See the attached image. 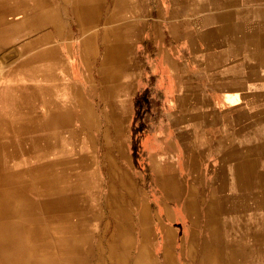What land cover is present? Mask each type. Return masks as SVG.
<instances>
[{"label":"bare ground","instance_id":"1","mask_svg":"<svg viewBox=\"0 0 264 264\" xmlns=\"http://www.w3.org/2000/svg\"><path fill=\"white\" fill-rule=\"evenodd\" d=\"M170 2L169 34L199 58L191 70L170 58L178 140L151 158V191L117 100L141 23L128 1L0 0V264H264V0ZM77 36L75 81L65 52ZM98 40L100 111L82 90L95 91Z\"/></svg>","mask_w":264,"mask_h":264},{"label":"rangeland","instance_id":"2","mask_svg":"<svg viewBox=\"0 0 264 264\" xmlns=\"http://www.w3.org/2000/svg\"><path fill=\"white\" fill-rule=\"evenodd\" d=\"M127 1L129 4L128 7L131 8L128 10V17L131 20L129 23H141L138 34L139 36L135 37L136 40L130 42V44H133V55H128L127 61L129 65L127 75H129L131 79L130 81L132 86L128 92L120 95L117 100L118 103L121 101L120 103L124 104V106L128 108L126 124L130 129V135L128 144L126 145L127 147H125V152L126 154L129 153L131 165L135 170L134 177L141 179L138 180L141 181V184L143 177H146V187L152 191V183L150 180L151 158L156 152L166 149V146L169 145V143L176 144L178 140L175 136V131L177 132L175 123L177 119L175 113V97H177L181 92V86L177 85L175 73L172 72L173 63L177 61V64L181 65V63L186 62L188 66H191H189V70H191L196 66V60L199 56L195 55L193 58V53H191L190 50L184 49L185 46L182 42L183 39L180 42H174L169 34L165 25V20L168 18L171 0ZM112 6V0H105L104 9L106 12L107 10L109 11ZM160 11L162 13H160ZM160 22L163 23V31L160 33L161 39L157 33L153 34V24H158ZM67 27L70 31H72V27L69 24ZM95 47L97 53V63H99L98 60L101 61L100 59L104 51L98 43L97 45L95 44ZM170 58L174 61L171 65ZM97 69L98 68L94 67L91 69V74L87 73V76L94 82L95 91H91L88 85L85 84H82V90L86 98L90 96L88 100L91 101L94 109L96 111H100L101 100L99 98V94L102 87L99 84V76L96 72ZM173 71L175 70L173 69ZM204 76L205 74L200 72L194 77V83L199 87V89H202L200 88L203 86L201 85L202 81L206 82V79L203 78ZM206 85L209 87V98H212V102L218 103L220 101V98L218 97L219 91L208 81L206 82ZM228 94L229 93L223 94L222 98H225ZM233 97L236 99L234 100L231 98L233 99V101H230L231 103H237L240 101L237 96ZM212 102L211 104L213 107L211 108L217 107L214 106ZM111 142L114 144V139H111ZM102 143L103 137L100 132H96L91 145L97 149L102 145ZM163 152H166V150H163L161 153ZM211 155L215 158L214 153ZM201 160L203 161V157H201ZM115 164L125 166L126 162L122 161L121 163V161L118 160ZM202 164H204V162H202ZM154 209H156L155 205Z\"/></svg>","mask_w":264,"mask_h":264},{"label":"crops","instance_id":"3","mask_svg":"<svg viewBox=\"0 0 264 264\" xmlns=\"http://www.w3.org/2000/svg\"><path fill=\"white\" fill-rule=\"evenodd\" d=\"M97 43L99 46H101L103 48V51H104L105 47L107 46V43L102 41V40L96 41V44ZM66 44L69 45V48H70L68 53L65 52V59L70 64L68 72L71 75V77H73L76 81V79L78 80V75H80L79 73L81 71V39L79 37L78 38H76V37L70 38ZM103 58H104V52H103V55L100 59L101 61H99V64L97 63V60H96L97 64L95 63L96 65H94L95 68H98L96 70V72L99 71V67L103 61ZM74 64H75V66H74ZM91 69H87V72L91 73ZM79 86L81 88V85H79ZM73 88L74 87L71 85V83H66L64 85V91H65V109L64 110L65 111H68L67 109L71 108V106H72L71 94H72ZM89 102H91V101H89ZM16 109H15V111H17ZM18 109H19V107H18ZM67 154L68 153H66V156H69Z\"/></svg>","mask_w":264,"mask_h":264}]
</instances>
